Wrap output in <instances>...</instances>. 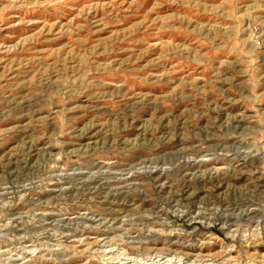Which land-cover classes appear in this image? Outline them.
I'll use <instances>...</instances> for the list:
<instances>
[{
  "label": "rangeland",
  "instance_id": "rangeland-1",
  "mask_svg": "<svg viewBox=\"0 0 264 264\" xmlns=\"http://www.w3.org/2000/svg\"><path fill=\"white\" fill-rule=\"evenodd\" d=\"M0 264H264V0H0Z\"/></svg>",
  "mask_w": 264,
  "mask_h": 264
}]
</instances>
